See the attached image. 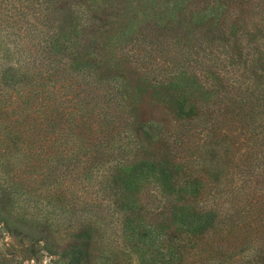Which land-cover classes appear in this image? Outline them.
I'll return each instance as SVG.
<instances>
[{
	"label": "trees",
	"instance_id": "16d2710c",
	"mask_svg": "<svg viewBox=\"0 0 264 264\" xmlns=\"http://www.w3.org/2000/svg\"><path fill=\"white\" fill-rule=\"evenodd\" d=\"M24 213L66 222V264H264V0H0Z\"/></svg>",
	"mask_w": 264,
	"mask_h": 264
},
{
	"label": "rangeland",
	"instance_id": "374dc122",
	"mask_svg": "<svg viewBox=\"0 0 264 264\" xmlns=\"http://www.w3.org/2000/svg\"><path fill=\"white\" fill-rule=\"evenodd\" d=\"M18 216L24 220L21 228L25 229L27 226L31 230H24L23 233L21 230L12 232L0 224V255H5L4 259L0 258V264H66V261L59 257L65 251L67 241H70L68 235L71 231L65 229L66 222H60V226L50 233L44 231L46 224L40 216L25 213ZM46 234L49 235L50 243L48 247L43 248ZM51 237L54 238L53 242Z\"/></svg>",
	"mask_w": 264,
	"mask_h": 264
}]
</instances>
